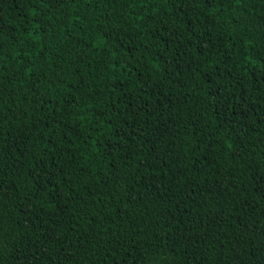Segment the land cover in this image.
I'll use <instances>...</instances> for the list:
<instances>
[{"label": "trees", "instance_id": "trees-1", "mask_svg": "<svg viewBox=\"0 0 264 264\" xmlns=\"http://www.w3.org/2000/svg\"><path fill=\"white\" fill-rule=\"evenodd\" d=\"M0 264H264V0H0Z\"/></svg>", "mask_w": 264, "mask_h": 264}]
</instances>
